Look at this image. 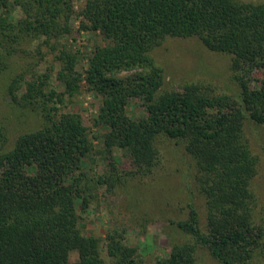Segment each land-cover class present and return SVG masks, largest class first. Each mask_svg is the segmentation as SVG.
Segmentation results:
<instances>
[{
  "label": "trees",
  "instance_id": "16d2710c",
  "mask_svg": "<svg viewBox=\"0 0 264 264\" xmlns=\"http://www.w3.org/2000/svg\"><path fill=\"white\" fill-rule=\"evenodd\" d=\"M16 6L23 15L14 22L8 15ZM78 15L80 29L102 36L84 73L79 51L64 48L57 74L62 94L45 91L46 72L30 79L18 74L7 86L15 105L33 111L42 105L45 121L20 133L10 149L0 128V264H148L125 241L124 227L108 230L105 239L82 230L96 198L85 162L95 161L94 144L82 117L60 106L83 80L102 98L94 123L104 129L99 139L111 159L96 185L111 190L121 179L115 151L130 159V175L153 174L164 139L182 144L195 166L205 225L189 203L188 218L173 222L186 239L155 264H199V248L220 264H250L264 254L252 186L258 157L244 129L247 118L264 128V1L85 0L75 12L74 0H0V72L24 38L66 36ZM167 36H196L210 51L230 54L238 94L217 93L204 81L162 89L163 69L150 52ZM253 71L261 77L252 86ZM136 99L138 116L128 108Z\"/></svg>",
  "mask_w": 264,
  "mask_h": 264
},
{
  "label": "rangeland",
  "instance_id": "374dc122",
  "mask_svg": "<svg viewBox=\"0 0 264 264\" xmlns=\"http://www.w3.org/2000/svg\"><path fill=\"white\" fill-rule=\"evenodd\" d=\"M240 1L255 3L264 0ZM84 2L85 0H74L75 12L81 10ZM22 15V10L16 6L8 16L15 22ZM83 19L82 15L72 17L71 33L60 38H24L15 55L7 62L8 67L0 72V128L9 139L4 149L12 148L20 133L38 129L45 121L42 105L33 111L12 103L7 94L8 84L18 74L30 79L32 74L35 76L46 72L48 81L45 91L54 89L62 94L64 87L57 80L62 65L58 57L61 50H78L77 67L84 73L88 55L95 46L102 44V36L98 31L80 29V20ZM150 54L163 69L162 89H179L187 81H204L211 84L217 93L237 95L239 92V85L232 79L230 70L232 56L210 51L196 36H167ZM251 76L253 86L261 77V72L253 71ZM63 98L65 103L60 106L61 111L79 114L94 144L95 161L88 158L85 160L89 169L87 181L95 187L96 196L89 212L83 215L81 227L86 234L105 239L108 230L124 227L125 241L135 246L148 264H155L158 257L170 253L172 243L186 239L185 233L173 222L188 218L189 203L199 212L201 225L204 227L205 200L196 186L193 161L182 144L162 140V160L155 172L146 176L130 175L129 171L133 169L130 159L122 151H115L116 158L113 162H116L121 179L112 185L111 190L108 185L98 186L97 175L110 172L111 166L109 153L103 150L99 139L104 129L94 123L102 98L89 89L85 80L81 81L75 95L64 94ZM128 108L136 116L142 111L138 99L132 101ZM244 129L252 151L258 157V171L252 182L255 194L254 214L256 221L264 224V128L247 118ZM102 242L105 244V241ZM198 263L220 264L206 248L198 249ZM250 264H264V254H257Z\"/></svg>",
  "mask_w": 264,
  "mask_h": 264
}]
</instances>
